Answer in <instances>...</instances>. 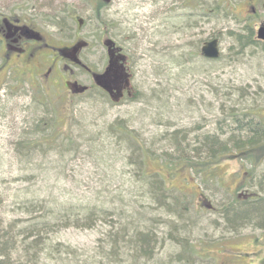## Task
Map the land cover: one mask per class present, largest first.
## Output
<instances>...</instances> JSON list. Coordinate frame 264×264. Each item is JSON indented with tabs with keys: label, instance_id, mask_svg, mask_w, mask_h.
<instances>
[{
	"label": "rangeland",
	"instance_id": "obj_1",
	"mask_svg": "<svg viewBox=\"0 0 264 264\" xmlns=\"http://www.w3.org/2000/svg\"><path fill=\"white\" fill-rule=\"evenodd\" d=\"M222 1L0 0L1 17L37 25L59 46L85 43L79 56L96 70L104 41L117 42L133 76L132 94L113 103L97 90L65 93L68 76L94 83L67 60L47 73L53 56L44 70L0 71V184L10 195L0 223L13 230L24 264H264V223L226 215L236 201L264 195V161L224 160L202 174L157 163L199 159L206 136L232 149L231 115L264 110V49L247 42L264 24V0H225L234 13ZM211 39L220 43L216 62L201 53ZM46 115L58 117L63 142L19 152V143L37 141ZM123 125L129 136L117 132ZM143 159L171 189L161 204L142 177ZM138 232L156 236L152 259L125 248Z\"/></svg>",
	"mask_w": 264,
	"mask_h": 264
},
{
	"label": "trees",
	"instance_id": "obj_2",
	"mask_svg": "<svg viewBox=\"0 0 264 264\" xmlns=\"http://www.w3.org/2000/svg\"><path fill=\"white\" fill-rule=\"evenodd\" d=\"M225 8L228 7V4L225 0L222 1ZM234 13V7H228ZM72 17L69 19L71 20ZM64 20V18H61ZM252 29H250V35H248L247 42L250 45H262L264 49V44L253 40ZM246 38V39H247ZM237 44H242L241 36L235 38ZM233 114L231 115V125H228L231 128L233 133V138L231 141L235 143V146L232 149H228L225 144L221 143L218 137L206 136L201 144L206 149L200 153V158H203V155L206 154V162L201 161V159H196L198 156L189 157L187 154L183 153V157H169L160 158L158 160V165L161 166V170L165 169L171 174L178 172L179 170L188 172H202L210 170L211 167L216 168L215 166L220 164L222 161L227 160H238V161H247L251 165H259V163L264 161V110L260 108H252L244 115ZM112 126L111 128H113ZM60 125L58 123V117L56 115H46L37 123V141L30 142V140L19 143L18 151L26 152L30 155L37 145L38 149H41L43 153L48 152L51 148L58 142H63L62 131H59ZM117 132L128 135L129 130L125 125L119 126ZM236 134H239L236 137ZM175 141L177 140L174 138ZM138 144L137 142H135ZM180 145L181 143L178 142ZM178 145L179 147H181ZM184 149L179 150L180 153ZM169 159V160H167ZM204 160V159H203ZM143 173L142 177L151 183L152 190L155 194V198L158 203L165 202L170 198V188L168 187L165 177L160 172H149L145 171L146 164L145 160L142 161ZM183 163V166H180ZM170 173V172H169ZM173 176V175H172ZM261 184L264 185V179ZM264 192V190H263ZM10 197L6 189H2L0 184V207L7 201ZM38 198V197H37ZM178 200V199H175ZM38 201V200H37ZM167 209H171L168 207ZM227 217H229L234 224L242 223H252L260 222L264 223V195H261L259 198L249 199L246 201H236L234 206H232L227 212ZM230 220V221H231ZM125 233V231H123ZM137 240L131 239L128 249L132 251V257L136 258H149L154 257V251L157 244L156 236L152 233L138 232L136 234ZM128 241H126L127 243ZM15 258V259H14ZM0 264H24L23 259L21 258L19 247L17 245V240L13 234V230H7L0 223Z\"/></svg>",
	"mask_w": 264,
	"mask_h": 264
},
{
	"label": "flooded vegetation",
	"instance_id": "obj_3",
	"mask_svg": "<svg viewBox=\"0 0 264 264\" xmlns=\"http://www.w3.org/2000/svg\"><path fill=\"white\" fill-rule=\"evenodd\" d=\"M69 49V47L59 46L48 40L37 31V25L30 26L22 23L17 18L0 17V54L3 61L0 65V71L11 69L19 73L31 68V72L44 70L42 61L44 58L53 56L58 61L55 64L52 61L47 67V73H52L54 69L58 71L56 64L59 61L67 60L84 71L91 84L94 83V85L83 86L73 79L72 76H68L67 79L62 81L64 92L74 96H83L86 93L97 90L115 103H120L126 96L132 94L131 57L117 42L106 47V55L98 64L99 69L97 70L86 65L80 56L75 58ZM64 69L67 70L68 67L66 66ZM70 72L73 73L72 71ZM45 76L48 77L47 75ZM67 84H75L79 88L82 86L86 88V91L75 93L68 88ZM248 198L245 197V199ZM199 199V206H206L212 209L203 200V195H199Z\"/></svg>",
	"mask_w": 264,
	"mask_h": 264
},
{
	"label": "water",
	"instance_id": "obj_4",
	"mask_svg": "<svg viewBox=\"0 0 264 264\" xmlns=\"http://www.w3.org/2000/svg\"><path fill=\"white\" fill-rule=\"evenodd\" d=\"M81 24V21H80ZM257 39L264 42V25H261L260 28L257 31ZM111 42H107V44L109 45ZM83 46V44H79L74 50V54L77 53V51ZM220 45H219V41L217 39L208 41L205 43V45L202 48V54L203 56L208 59V60H218L220 58ZM72 89H75L74 87H72ZM76 92H83L84 89L79 90H75Z\"/></svg>",
	"mask_w": 264,
	"mask_h": 264
},
{
	"label": "bare ground",
	"instance_id": "obj_5",
	"mask_svg": "<svg viewBox=\"0 0 264 264\" xmlns=\"http://www.w3.org/2000/svg\"><path fill=\"white\" fill-rule=\"evenodd\" d=\"M162 204H163V203H162ZM163 205H164V207H168V206H169V205L167 204V202L164 203ZM247 224H249V223H247ZM130 241H131V240L129 239V241L126 243V245H125V248H126V249H128ZM125 242H126V241H125ZM128 250H129V249H128ZM155 250H156V247H155ZM154 253H155V251H154Z\"/></svg>",
	"mask_w": 264,
	"mask_h": 264
}]
</instances>
